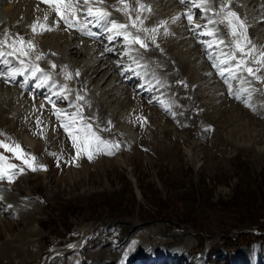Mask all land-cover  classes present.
I'll return each mask as SVG.
<instances>
[{"label": "bare ground", "instance_id": "bare-ground-1", "mask_svg": "<svg viewBox=\"0 0 264 264\" xmlns=\"http://www.w3.org/2000/svg\"><path fill=\"white\" fill-rule=\"evenodd\" d=\"M68 2L65 0L61 10L73 19L72 27L64 24L56 14L53 3L0 0V53H3L0 55V130L4 134H14L24 148L31 150L34 145L29 131H37L44 137L40 139L39 152L44 157L61 156L64 154L61 144L66 147L63 136L74 147L83 137L75 129L66 132L62 126L73 113L79 112L77 129L90 125L91 131L117 141L120 149L134 153V141L141 133L137 145L179 160L177 145L180 141L190 144L193 159L198 147L208 149L210 131L206 127L213 126L209 143L212 148L218 147L221 154L227 153L229 148L242 150L230 140L237 136L240 140L246 139L245 128L250 127L254 133L249 135L251 144L247 151L253 157L263 158L264 117L260 116L264 112V73L251 67L263 79L258 80L259 91L253 95L254 110H246L232 99L237 94L253 91L250 74L243 78L241 69H229L234 63L225 57L234 53L244 57L247 63L253 61L251 56L259 58V52L264 51V0H207V11L195 6L201 0H184V3L180 0H88L86 5L83 0H70L72 7H66ZM141 4L146 7L141 9ZM89 7L94 12L97 9L107 12L108 19L87 16ZM230 11L239 18L232 20L237 32H244V36L239 37L241 46L245 52L251 50V55H244L233 43L235 38L228 24L232 19L228 17ZM186 14H194L198 19L189 23ZM137 16L143 20L142 25L136 20ZM111 20L127 25L132 35H140L147 49L140 50L138 44L128 45L122 36L109 32ZM134 20L136 27H132ZM209 20L215 21V25ZM240 21L244 23L243 29L239 27ZM138 28H156L155 43L150 32H138ZM227 29L230 33L225 37L223 33H227ZM166 31L168 35L164 34ZM89 32L93 35H88ZM208 32L214 34H201ZM216 37L224 43H214ZM28 41L32 47L26 43ZM37 56L42 58L37 60ZM37 67L41 71L33 76ZM260 67L264 70V64ZM220 71L224 72L223 76ZM49 100L55 102V108ZM79 105L82 107H77ZM166 111L177 115H163ZM57 112L61 119L57 118ZM39 113L45 115L41 117ZM190 116L193 118L189 119ZM141 117L151 127L150 132L140 128L139 121L134 123L135 118L140 120ZM177 123L182 129L180 132ZM150 134L157 139L156 144L150 143ZM224 134H229L230 140ZM73 135L77 137L75 141ZM0 164L5 166L4 175L13 171L6 169L3 162ZM4 188L0 187V212L4 216L2 219L0 213V264H36L41 257L44 264H55L56 251L44 253L42 246L47 236L37 229L43 217L41 207L30 194L23 196ZM14 215L23 222V229L14 238L1 242V232L12 229L9 220ZM154 244L146 242L143 247L148 250ZM160 245L159 242L154 246ZM85 246L86 243L81 242L68 253L63 252L64 264H86L84 256L77 255ZM101 255L109 264H116L121 251L111 248ZM127 257L121 264L127 263ZM150 261L146 259L144 264ZM162 262L160 259L153 264Z\"/></svg>", "mask_w": 264, "mask_h": 264}, {"label": "rangeland", "instance_id": "rangeland-1", "mask_svg": "<svg viewBox=\"0 0 264 264\" xmlns=\"http://www.w3.org/2000/svg\"><path fill=\"white\" fill-rule=\"evenodd\" d=\"M228 33L227 29L223 34L228 37ZM241 58H230L234 68ZM252 66L264 73L261 64L247 61L246 67ZM240 71L248 77L245 67ZM255 76L249 75L253 91L238 94L241 100L232 99L249 111L254 110L253 95L259 91ZM170 102L175 108L171 97ZM162 114L175 117L176 113ZM144 122L141 117L134 123L150 132L151 127ZM211 128L214 130L213 126L206 127L211 134L205 141L208 149L198 147L193 159L190 144L180 141L179 160L137 145L141 133L134 141V151L139 155L120 149L117 141L92 131L109 143L97 145L91 136L83 135L74 147L63 136L64 154L44 157L38 147L44 137L37 131L28 130L34 146L27 150L14 134L7 136L0 130V144L12 148L19 145L15 151L0 147L2 162L15 166L8 174L2 173L0 187L23 196L28 193L41 207L43 217L37 229L47 236L42 246L44 253L56 251L55 264H64L63 252L81 242L86 246L77 255L84 256L86 264H109L101 253L111 248L121 251L116 264H121L126 255V264H144L146 259L152 260L150 264L160 259V264H264V156L253 157L247 151L253 132L250 127L245 128L246 139L237 136L233 140L224 134L242 149L229 148L225 154L211 147ZM150 136V143L156 144L155 136ZM17 153L21 154L19 158ZM29 165L37 170L32 171ZM13 172L16 174L9 180ZM9 222L12 229L2 230L1 242L14 238L23 229L17 215ZM146 242L161 245L145 250ZM41 258L36 264H44Z\"/></svg>", "mask_w": 264, "mask_h": 264}, {"label": "snow or ice", "instance_id": "snow-or-ice-1", "mask_svg": "<svg viewBox=\"0 0 264 264\" xmlns=\"http://www.w3.org/2000/svg\"><path fill=\"white\" fill-rule=\"evenodd\" d=\"M45 3H53L55 4V11H56V14L60 17V19L64 22V24H66L68 27H72L73 26V19L72 18H69L68 16H65L64 13L62 12V6H65V0H44ZM121 2H123V0H121ZM181 3H184V0H180ZM83 3L86 5L88 3V0H83ZM207 3V0H201V3L198 4V5H195L196 7L200 8L202 11H207L208 9L205 7V4ZM66 7H72V4L69 0V2L67 3ZM141 9H144L146 6L141 4L140 5ZM149 11H151L150 8H148ZM87 16L89 17H92L93 19H96V20H106L108 19V16L109 14L101 9H97L95 12L93 11L92 8H88L87 9V13H86ZM187 15V20L189 23H192L193 19L195 18L194 17V14H186ZM228 17H231L232 19H229L228 21V24L229 26L231 27V36L234 37V45L236 47L237 50H239L241 53H243L244 55H251V50H249V52H245V49L244 47L241 46V39L239 37H242L244 36V32H237V28L236 26H234L232 24V20L235 19V20H238L239 18L237 17V14L235 12H229L228 13ZM136 20H140V17L137 16ZM110 24H111V27L108 29L109 32H115V35L116 36H122L123 39L125 40V42L128 44V45H133V44H138L141 48H144V49H147L148 45L145 43V41L141 38L140 35H132L129 31H127V25L125 24H120V23H117L115 20H111L109 21ZM213 21L209 20V23H212ZM223 22V21H221ZM140 24L142 25L143 24V20H140ZM132 27H136V21H132ZM195 27H200V25H196ZM239 27L241 29L244 28V23L242 21L239 22ZM194 30V29H193ZM33 31H35V26H33ZM138 32L140 31H143V32H150L152 35H151V40L153 43H155V39H156V33H157V29L156 28H138L137 29ZM88 35H93L91 32L87 33ZM165 35H168L169 33L166 31L164 33ZM202 35H205V34H214L212 32H208V33H201ZM131 37V38H130ZM109 39H113L112 36H109ZM246 39V37H245ZM21 41H22V38H21ZM23 42V41H22ZM29 47H32L31 45V41H28L26 42ZM219 43H224L223 40H220ZM157 48H159V45H156ZM13 53H9V55H12ZM0 55H3V53H0ZM21 55H26L25 52H21ZM42 56H37L36 59L39 60L41 59ZM231 59H235V55L232 54ZM251 59L257 63V64H264V51H261L259 52V58H257L256 56H251ZM20 63L23 64L24 61L23 60H20ZM214 66H217L218 65H214ZM53 68L56 67L55 64L52 65ZM241 67H245L246 68V71L250 74V75H253L255 76V73L253 71V69L251 67H246V62L245 60L243 59V57L239 60L236 68H237V71H239L241 69ZM41 70L37 67L32 75L35 76L37 75L38 72H40ZM65 71H67V69H65ZM256 71H259V68L256 69ZM221 76L224 75V72L223 71H220L219 73ZM14 75V74H13ZM76 75L79 76V72L77 71L76 72ZM255 78L257 80H260L261 77H258V76H255ZM43 83V81H42ZM229 91L231 93V84H229ZM237 99H240V96L237 94L236 96ZM79 99H83V97H79ZM50 103L53 104V107L55 108V102L49 100ZM41 107H43V105H41ZM78 107V106H77ZM57 115V118L58 119H61L59 113L57 112L56 113ZM80 116V113L79 112H75L72 114V118L71 119H68V120H65L62 124L64 130L67 132L69 131L70 129H75L77 130L80 134L82 135H85V136H91L94 141L96 142L97 145H100V144H108L109 142L107 141H104V140H101V138L99 136H97L94 132L91 131V126H87V131H86V128L84 125H81L78 129L76 127V117ZM76 136L73 135L72 136V139L73 141L76 140ZM0 147H3L9 151H15L16 149L19 148V145H16L15 148H12L10 147L8 144H0ZM88 145H85V149H87ZM118 147V145H117ZM111 154V153H109ZM21 154L20 153H17V156L19 158ZM89 159H92V156L91 154H89ZM34 159V158H33ZM4 160V157L0 156V162H2ZM25 163L27 164L28 161L25 160ZM15 166L12 165V164H8L6 165V169H13ZM29 167H31L32 171H36L37 168L36 167H33L32 165H29ZM5 169V166L0 164V179H3L4 176H3V170ZM22 171V170H21ZM16 173L13 172L8 178L9 180L12 179V176H14Z\"/></svg>", "mask_w": 264, "mask_h": 264}]
</instances>
